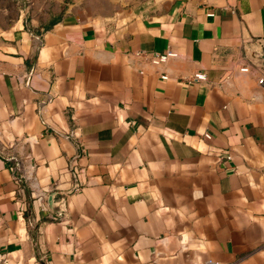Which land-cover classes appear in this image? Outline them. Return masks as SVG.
<instances>
[{"label": "crops", "instance_id": "0c3cea01", "mask_svg": "<svg viewBox=\"0 0 264 264\" xmlns=\"http://www.w3.org/2000/svg\"><path fill=\"white\" fill-rule=\"evenodd\" d=\"M17 3L0 264H264V0Z\"/></svg>", "mask_w": 264, "mask_h": 264}, {"label": "rangeland", "instance_id": "374dc122", "mask_svg": "<svg viewBox=\"0 0 264 264\" xmlns=\"http://www.w3.org/2000/svg\"><path fill=\"white\" fill-rule=\"evenodd\" d=\"M18 0H0V19L4 25L13 20L19 12Z\"/></svg>", "mask_w": 264, "mask_h": 264}, {"label": "built area", "instance_id": "2783aa9c", "mask_svg": "<svg viewBox=\"0 0 264 264\" xmlns=\"http://www.w3.org/2000/svg\"><path fill=\"white\" fill-rule=\"evenodd\" d=\"M209 16H212L211 14ZM174 54L172 53H167V54H164V55H151L150 56V60L152 61V63L154 64H157V63H163L164 61H166V59L170 56H173ZM243 70H246V69H243ZM162 79H166L165 76L162 77ZM194 80H204L205 77L204 75L202 74H197V75H194ZM206 138H208V136H206ZM205 264H218L214 261H207Z\"/></svg>", "mask_w": 264, "mask_h": 264}, {"label": "water", "instance_id": "95a60500", "mask_svg": "<svg viewBox=\"0 0 264 264\" xmlns=\"http://www.w3.org/2000/svg\"><path fill=\"white\" fill-rule=\"evenodd\" d=\"M251 57L255 65L260 66L264 69V48L263 46H259L257 47V49H254L253 55Z\"/></svg>", "mask_w": 264, "mask_h": 264}]
</instances>
